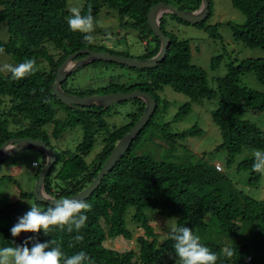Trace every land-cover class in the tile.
Listing matches in <instances>:
<instances>
[{
    "label": "trees",
    "instance_id": "trees-1",
    "mask_svg": "<svg viewBox=\"0 0 264 264\" xmlns=\"http://www.w3.org/2000/svg\"><path fill=\"white\" fill-rule=\"evenodd\" d=\"M230 1L232 7L245 17L242 25L231 27L234 40L247 48L261 49L264 54V0ZM158 3L169 4L181 11H195L200 6V0H85L79 12L81 16L93 17L94 29L97 28L98 17L104 8L115 12L122 21L121 25L129 24L137 30L140 39L154 42L151 49L145 43V54L138 58L148 59L159 50V40L153 36L147 24L148 11ZM212 6V0H209L208 17L204 22L193 26L203 28L215 37L217 26L206 25ZM72 15L73 12L67 8V0H0V27L7 36L6 41H0V48L4 49L2 53L11 61L12 67L31 59L35 60L37 69L34 74L19 80L13 78L10 71L4 74L0 70V147L10 139L29 138L41 140L55 151L50 141H57L67 129L78 126L82 133V139L74 151L56 152V162L46 176L45 192L56 199L69 198L94 180L117 141L133 127L144 110L142 104L136 112L128 115L129 122L126 125L107 132L108 126L103 113L109 107H67L53 96L51 86L56 71L65 58L79 50H92L95 47L84 39L85 35H92L94 30L92 33L71 30L68 20ZM166 16L178 23L190 25L172 15L163 16L161 31L170 39L165 59L149 69L119 66L144 75L143 80L126 89L116 90L114 87L115 90H111L108 87L102 91L103 94L119 91L128 93L134 90L148 93L156 103L150 121L98 188L84 201L91 205V210L83 213L87 216L85 225L79 231L73 226L72 232L67 231V227H52L47 235L42 231L29 233L28 238H32L29 247L32 243L49 240L53 242L50 247L59 246L65 257L83 251L93 264H180L175 256L174 241L167 236L159 242L154 236L145 214V210L152 209L163 217L177 216L175 228L187 226L196 235L207 231L208 225L204 221L206 216L217 222L219 232L224 235L249 228L256 246L254 249L257 256L261 257L260 264H264V200L257 201L233 190L228 191L225 196L222 185L227 179L214 165L203 160L195 163L158 162L148 155L133 154L139 138L153 125L152 118L161 101L156 92L164 86H169L192 102L217 96L218 106L211 112V120L219 128L222 137L217 150L226 152L228 163L245 149L264 152V130L240 118L242 112H264V94L239 84V77L248 71L254 74L260 84H264V55L261 58L243 60L237 65L230 62L226 66V75L216 80V90L211 89L204 71L190 65L188 42L176 40L173 34L165 30ZM104 52L130 57L124 53ZM218 59H212L213 66ZM66 81L62 84V90L74 94L72 90L66 89ZM92 94V91L87 93ZM60 110L65 113L64 117L59 116ZM189 111L190 105L186 102L176 112L174 120L184 117ZM165 125L168 126L169 123ZM198 131L193 126L186 133L194 135ZM174 136L183 137V134H165L164 138L172 139ZM99 138L100 151L87 163L85 158ZM254 162L255 157L251 156L242 159L237 166L240 171H250L251 184H256L260 177V173L253 169ZM42 166L43 164L37 174ZM27 199H32L42 211L49 207L37 203L33 193L22 192L16 201L0 206V221L19 216L26 209ZM128 208L134 210L131 220L145 231V236L136 238L137 252H119L105 245L108 240L132 239L125 224ZM77 235L83 236V240L77 241ZM8 236V229L0 226L1 247L6 246ZM200 242L217 254V264H243L247 257H251L248 251L250 247L241 243L224 247L218 241ZM225 249L233 250L230 258L225 255ZM252 259L251 257V262Z\"/></svg>",
    "mask_w": 264,
    "mask_h": 264
},
{
    "label": "rangeland",
    "instance_id": "rangeland-1",
    "mask_svg": "<svg viewBox=\"0 0 264 264\" xmlns=\"http://www.w3.org/2000/svg\"><path fill=\"white\" fill-rule=\"evenodd\" d=\"M84 2L85 0H67V8L71 12L73 9L79 10ZM212 4V13L206 25L217 26L215 37L203 28L178 23L169 16L165 17L164 28L168 33L173 34L176 40L188 42L190 65L201 68L206 75L208 87L216 90V80L226 75L227 64L232 62L233 65H237L249 58H261L264 54L261 49L247 48L241 42L234 40L231 27L242 25L245 22V17L232 7L230 0H212ZM121 23L122 21L119 20L115 12L104 8L98 17L97 28L94 29L93 33L90 32L93 37L91 43L95 46L92 51H113L138 59L145 54V47L147 46L145 43H148L149 49L153 47L154 42L149 41V39L143 41L138 37L137 30L129 24L121 25ZM150 38L152 39V36ZM6 39V33L0 27V41L4 42ZM214 58L219 59L217 64L213 66L212 59ZM5 65L12 66L11 61L3 53H0V70L4 74L9 71L4 67ZM143 78L144 75L118 65L94 62L72 73L67 85L74 94L89 96L87 95L88 91H92L94 93L92 95H101L102 91L108 87L111 90H115L114 87H116V90L126 89L143 80ZM239 84L264 94V84H260L251 71L239 77ZM156 93L161 101L158 104L155 116L152 118L153 125L149 126L137 141V145L133 150L134 155H148L158 162L195 163L203 160L211 165L217 164L222 169L220 173L227 179L222 185L225 196L228 191L233 190L257 201L264 200V173H260L256 184H251L249 182L250 171L237 169L238 163L244 158L254 156L255 151L245 149L241 154L236 155L231 163H228L226 152L217 150V147L222 143V137L219 128L211 120V112L218 106L217 96L192 102L188 97L176 93L169 86H164L162 90ZM186 102L190 105L189 113L174 120L176 112ZM142 104L141 100H129L111 105L108 108L109 110L103 113V119L108 126L106 131H112L126 125L129 122L128 115L136 112ZM59 116L64 117L65 113L60 110ZM240 118L252 122L258 128L264 130V112H242ZM167 123H169L168 126L165 125ZM193 126L199 130L198 133L194 135L187 134L186 130ZM165 134H183V137L174 136L172 139H166L164 138ZM81 139L80 128L73 126L67 129L57 141H50V145L55 153L74 151ZM100 139L85 158L87 163H90L100 151ZM32 161L38 163V167L33 168L35 166H31ZM43 162L44 156L41 152L29 149L19 152L0 163V206L16 201L22 192L33 193V187L38 176L37 172ZM55 171L56 169L52 172V175ZM2 178L6 179L2 180ZM25 204L27 205L26 209L19 216L7 217L0 221V226L9 231L5 247H14L13 241H15V244H20L28 238L29 233H22L18 237H12L10 233L11 227L14 226L18 218L22 217L30 209V206L35 205L32 199H27ZM133 212V208H128L125 214V224L132 234V239L128 241L117 238L111 242L108 240L105 243L107 247L119 252L126 250L138 251L136 238L145 236V231L140 225L131 220ZM145 214H147L149 226L159 242L166 239L172 229L175 228V221L178 218L177 216H160L156 210L152 209L145 210ZM204 221L208 225V229L205 233L198 235L201 241H218L224 247L241 243V245L250 247L248 251L253 258L250 264L261 263V257L257 256L254 249L256 246L253 244L252 232L249 228L241 230V232L224 235L219 232L217 222L212 217L206 216ZM5 247L0 245V248Z\"/></svg>",
    "mask_w": 264,
    "mask_h": 264
},
{
    "label": "water",
    "instance_id": "water-1",
    "mask_svg": "<svg viewBox=\"0 0 264 264\" xmlns=\"http://www.w3.org/2000/svg\"><path fill=\"white\" fill-rule=\"evenodd\" d=\"M209 13V0H200V6L195 11H181L166 3H158L150 8L147 14V24L153 36L159 40V50L156 55L148 59H136L120 55H111L106 52H96L89 49H82L67 56L63 63L58 67L55 80L51 86V91L61 104L67 107L75 108H101L107 109L111 105L126 102L129 100H141L144 104V110L127 133H125L115 144L112 152L108 156L101 170L97 173L94 180L82 191L64 199H77L85 201L98 188L103 178L108 175L124 153L130 148L132 142L137 138L146 124L150 121L155 109L156 103L146 92L134 90L128 93H109L91 96H77L68 94L62 90V84L79 68L94 62H105L124 66L130 69H149L161 63L167 54L170 46V39L161 31V19L164 15H172L179 20L190 25H197L205 21ZM78 56H83L77 59ZM38 150L44 156V163L40 170L35 185L33 187V197L37 203L47 206H54L55 201L63 200L49 197L51 199H41V193L45 192V179L51 168L56 162V153L41 140L29 138H15L5 142L0 147V163L4 162L13 155L25 150Z\"/></svg>",
    "mask_w": 264,
    "mask_h": 264
},
{
    "label": "clouds",
    "instance_id": "clouds-1",
    "mask_svg": "<svg viewBox=\"0 0 264 264\" xmlns=\"http://www.w3.org/2000/svg\"><path fill=\"white\" fill-rule=\"evenodd\" d=\"M73 15L69 18L68 24L71 30L82 33H90L94 30L93 17L81 16L78 9L72 10ZM85 40L91 42L93 37L85 35ZM4 51L0 48V53ZM9 70L13 78L19 80L26 75L34 74L37 70L35 60H27L18 66H4ZM255 162L253 169L256 172L264 173V152L257 150L254 153ZM41 199H51L46 192L41 193ZM91 210V205L77 199H63L55 201L54 206H50L46 211L33 205L22 216L19 217L14 226L11 227L12 237H18L22 233H40L47 235L52 227L61 229L67 227V231L72 232L73 226L79 231L87 220L83 213ZM31 237L25 239L20 244L12 243L14 247L0 248V264H93L87 254L80 251L70 257H65L59 246L50 247L52 241L43 243H32L29 247ZM77 241H82L83 236L77 235ZM168 239L174 241V252L180 264H217L218 256L208 247L200 242V237L193 233L187 226L176 227L168 235ZM225 255L231 257L232 249H225Z\"/></svg>",
    "mask_w": 264,
    "mask_h": 264
},
{
    "label": "built area",
    "instance_id": "built-area-1",
    "mask_svg": "<svg viewBox=\"0 0 264 264\" xmlns=\"http://www.w3.org/2000/svg\"><path fill=\"white\" fill-rule=\"evenodd\" d=\"M31 166H35V167H37L38 165H37L36 162H32V163H31ZM214 168H215L218 172H222V169H221V167H220L219 165L215 164V165H214ZM250 262H251V257L249 256V257H247V258L245 259V261L243 262V264H250Z\"/></svg>",
    "mask_w": 264,
    "mask_h": 264
},
{
    "label": "flooded vegetation",
    "instance_id": "flooded-vegetation-1",
    "mask_svg": "<svg viewBox=\"0 0 264 264\" xmlns=\"http://www.w3.org/2000/svg\"><path fill=\"white\" fill-rule=\"evenodd\" d=\"M82 57H83V56H82ZM82 57H81V58H82ZM77 59H80V58H77ZM76 72H77V71H76ZM70 77H71V76H70ZM70 77H69V78H70ZM69 78H68L67 81H66V89H68V90H72V89L68 88V85H67V84H68L67 82L69 81ZM102 94H103V93H102ZM89 96H91V95H89Z\"/></svg>",
    "mask_w": 264,
    "mask_h": 264
},
{
    "label": "crops",
    "instance_id": "crops-1",
    "mask_svg": "<svg viewBox=\"0 0 264 264\" xmlns=\"http://www.w3.org/2000/svg\"><path fill=\"white\" fill-rule=\"evenodd\" d=\"M32 162H33V161H32ZM32 162H31V163H32ZM33 168H36V167H33Z\"/></svg>",
    "mask_w": 264,
    "mask_h": 264
}]
</instances>
